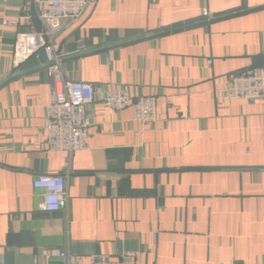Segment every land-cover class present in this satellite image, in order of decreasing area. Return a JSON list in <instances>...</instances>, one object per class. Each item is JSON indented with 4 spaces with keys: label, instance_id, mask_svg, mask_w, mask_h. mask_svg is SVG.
I'll return each instance as SVG.
<instances>
[{
    "label": "crops",
    "instance_id": "obj_1",
    "mask_svg": "<svg viewBox=\"0 0 264 264\" xmlns=\"http://www.w3.org/2000/svg\"><path fill=\"white\" fill-rule=\"evenodd\" d=\"M45 4L0 0V264H264V98L226 92L264 66V0H90L63 19L62 78L96 89L71 154L46 149L44 55L11 59ZM110 88L154 97L155 121L109 108ZM43 173L64 174L63 209L39 206Z\"/></svg>",
    "mask_w": 264,
    "mask_h": 264
},
{
    "label": "built area",
    "instance_id": "obj_2",
    "mask_svg": "<svg viewBox=\"0 0 264 264\" xmlns=\"http://www.w3.org/2000/svg\"><path fill=\"white\" fill-rule=\"evenodd\" d=\"M35 4L42 0H28ZM90 0H46L38 11L42 28L40 30L18 31L12 48V64L18 67L31 57L44 55L47 75L51 80L52 94L46 106L47 150L64 151L71 154L86 145L88 121L87 106L95 100L96 89L85 81L64 80L62 78L58 44L54 34L61 28L63 19L77 18ZM203 15H208L203 10ZM7 25H18V19L4 21ZM80 49L83 45L78 46ZM210 61V60H209ZM208 61V62H209ZM226 92L231 99L264 98V66L247 68L231 73L227 77ZM111 109L131 107L134 118L142 123L156 119V102L152 96H141L132 100L124 88H110L104 98ZM32 186L42 191L39 206L47 212L65 207L67 201L66 178L62 173H43L36 175ZM65 264H73V256L59 252ZM91 264H126L123 259H112L106 254L92 257Z\"/></svg>",
    "mask_w": 264,
    "mask_h": 264
}]
</instances>
